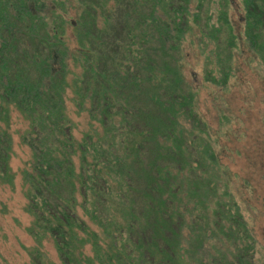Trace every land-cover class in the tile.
Wrapping results in <instances>:
<instances>
[{"label": "trees", "instance_id": "1", "mask_svg": "<svg viewBox=\"0 0 264 264\" xmlns=\"http://www.w3.org/2000/svg\"><path fill=\"white\" fill-rule=\"evenodd\" d=\"M191 1L0 0V183L14 187L19 171L34 241L24 245L26 264H256L257 241L180 57L196 24L203 79L226 89L239 34L229 0H211L208 15L204 0ZM241 2V37L263 64L264 0ZM69 87L68 100L88 116L79 138ZM11 106L27 121L19 142L30 149L17 171Z\"/></svg>", "mask_w": 264, "mask_h": 264}, {"label": "rangeland", "instance_id": "2", "mask_svg": "<svg viewBox=\"0 0 264 264\" xmlns=\"http://www.w3.org/2000/svg\"><path fill=\"white\" fill-rule=\"evenodd\" d=\"M210 1L204 0L202 4V9L207 7V15ZM229 1L228 15L239 40L233 50L232 76L229 77L228 87L222 90L204 81L201 33L196 24L192 26L190 37L182 43L180 57L184 78L193 89L198 90L197 110L207 124L211 146L228 180L227 187L257 241L255 262L264 264V63L241 37L244 14L241 0ZM190 4L196 6L197 0H192ZM79 9L75 4L67 5L68 18H75ZM202 9L200 26L205 16ZM72 26L71 22L66 24V40L71 49L77 42ZM223 34L221 39H224ZM21 41L30 48L34 47L25 38ZM207 43L212 45L213 42L207 40ZM221 45L225 43L222 41ZM221 58H226V54L222 53ZM75 64L71 60L68 62L73 74L78 71L77 67L73 68ZM72 76L68 72L66 79H73ZM66 95V109L76 123L73 132L79 138L88 126V116L85 112L78 114L73 102L68 100L72 95L70 87ZM9 115L8 130L12 137L10 164L17 171L30 157V149L19 142V131L27 126V121L12 106ZM14 182V187L0 183V264H26L28 253L24 245L30 246L34 242L26 231L32 216L24 208L26 199L19 171ZM44 249L51 259L58 261L51 241H44Z\"/></svg>", "mask_w": 264, "mask_h": 264}]
</instances>
